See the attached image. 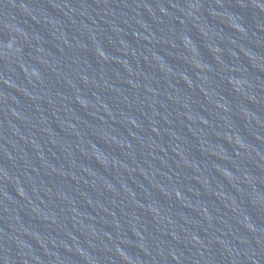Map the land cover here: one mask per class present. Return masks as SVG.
I'll return each instance as SVG.
<instances>
[{
	"label": "water",
	"instance_id": "obj_1",
	"mask_svg": "<svg viewBox=\"0 0 264 264\" xmlns=\"http://www.w3.org/2000/svg\"><path fill=\"white\" fill-rule=\"evenodd\" d=\"M0 264H264V0H0Z\"/></svg>",
	"mask_w": 264,
	"mask_h": 264
}]
</instances>
